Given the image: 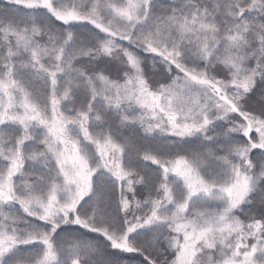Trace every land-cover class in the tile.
<instances>
[{
    "label": "snow or ice",
    "instance_id": "snow-or-ice-1",
    "mask_svg": "<svg viewBox=\"0 0 264 264\" xmlns=\"http://www.w3.org/2000/svg\"><path fill=\"white\" fill-rule=\"evenodd\" d=\"M0 264H264V0H0Z\"/></svg>",
    "mask_w": 264,
    "mask_h": 264
}]
</instances>
